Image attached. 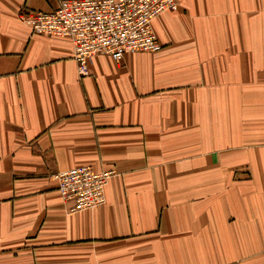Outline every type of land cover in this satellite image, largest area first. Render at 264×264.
Wrapping results in <instances>:
<instances>
[{
	"label": "crops",
	"instance_id": "crops-1",
	"mask_svg": "<svg viewBox=\"0 0 264 264\" xmlns=\"http://www.w3.org/2000/svg\"><path fill=\"white\" fill-rule=\"evenodd\" d=\"M0 0V264H264V0H177L160 48L98 54ZM110 170L70 211L54 175Z\"/></svg>",
	"mask_w": 264,
	"mask_h": 264
},
{
	"label": "built area",
	"instance_id": "built-area-1",
	"mask_svg": "<svg viewBox=\"0 0 264 264\" xmlns=\"http://www.w3.org/2000/svg\"><path fill=\"white\" fill-rule=\"evenodd\" d=\"M176 7L177 0H60L51 11L23 7L19 17L33 33L67 38L77 74L83 77L98 54L119 62L127 52L159 49L153 20ZM112 173L81 164L54 177L61 198L72 201L70 211H77L104 203Z\"/></svg>",
	"mask_w": 264,
	"mask_h": 264
},
{
	"label": "bare ground",
	"instance_id": "bare-ground-1",
	"mask_svg": "<svg viewBox=\"0 0 264 264\" xmlns=\"http://www.w3.org/2000/svg\"><path fill=\"white\" fill-rule=\"evenodd\" d=\"M105 195V194H104Z\"/></svg>",
	"mask_w": 264,
	"mask_h": 264
}]
</instances>
